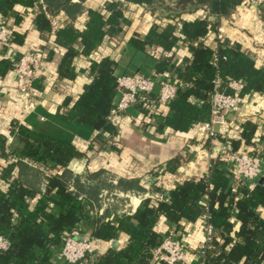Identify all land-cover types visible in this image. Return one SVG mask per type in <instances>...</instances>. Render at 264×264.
<instances>
[{
    "label": "trees",
    "instance_id": "16d2710c",
    "mask_svg": "<svg viewBox=\"0 0 264 264\" xmlns=\"http://www.w3.org/2000/svg\"><path fill=\"white\" fill-rule=\"evenodd\" d=\"M33 1L0 0V23L6 22L9 16H13L18 23L19 16L13 15L14 6L32 5ZM42 1L50 13L63 10L70 18L82 9L80 3H72L71 0ZM241 1L106 0L100 8L86 10L83 30L79 31L68 23L56 32L55 43L66 50L58 65V75L66 78L73 76L70 64L76 55H89L104 42L111 46L118 44L124 33L121 21L126 3L155 2L156 9L163 16L166 13L168 28L161 27L159 22L155 23L143 38L132 35L129 39L130 47L145 51L146 47L161 46L167 54L156 56L152 74L175 76L186 83L187 87L176 93L166 108V114L160 112L162 108L157 112L140 110L146 114L147 119L157 115L158 130L171 129L186 133L194 124L208 119V93L216 73L222 81L234 79L243 82L241 97L252 92H264V68L256 66L249 52L237 42L224 38L211 48L200 41L209 30L213 32L219 19L228 16ZM188 9L200 10L198 13L201 15L191 21L181 19L178 27L179 20L174 14ZM258 13L264 20V5ZM35 20L40 31L49 29L44 14H38ZM13 40L20 42L17 36ZM77 41L79 49L74 47ZM177 44L186 49V55L181 57L178 64L173 62L172 52ZM3 50H0V54ZM214 52L226 57L218 60L217 68L211 63ZM19 57L13 61L0 60V77L13 69ZM115 67L116 62L109 57L92 62L89 67L91 81L83 86L71 106H68L66 99L62 108L64 120L91 126L101 144L106 143L105 136L109 137L116 132L115 125L107 120L115 100ZM39 71L32 86H36L35 81L42 75ZM255 129L254 122L247 120L237 135L238 140L229 137L225 140H228L233 151L249 150L248 147L238 148L241 142L252 145ZM12 135L19 137L22 144L19 149L7 147L6 140ZM223 140V132L219 131L215 142ZM202 142L207 144L205 140ZM80 155L74 145L36 133L18 121H12L8 133L0 135V181L4 183L3 187L0 186V236L10 241L8 248L0 251V264H59L56 253L63 235L67 233H76L82 237L88 235L93 241L102 244L116 240L120 233L127 236L118 247L111 245L102 252L93 251L83 259L82 264H153L150 261L151 250L173 230L180 229L184 221L194 222L199 219L204 212L203 205L199 204L203 198H207L209 222L216 233L209 247L204 249L200 264H264V183L258 182L248 189H238L241 195L233 200L223 157H213L214 167L208 181L202 176L181 179L162 199H144L133 215L123 214L105 219L92 217L90 200L85 196L79 197L69 189V177L72 176L67 164ZM185 159L184 156L180 157L175 160V165ZM25 161L47 167V173L43 176V192L28 185L17 174L18 168L24 170L27 164ZM167 164L171 167L174 161H167L165 167H168ZM174 168L165 170L173 173ZM163 174L161 170L154 184L159 193L163 191ZM160 217L168 222V228L163 234L154 229Z\"/></svg>",
    "mask_w": 264,
    "mask_h": 264
},
{
    "label": "crops",
    "instance_id": "0c3cea01",
    "mask_svg": "<svg viewBox=\"0 0 264 264\" xmlns=\"http://www.w3.org/2000/svg\"><path fill=\"white\" fill-rule=\"evenodd\" d=\"M104 1L106 0H71L72 3H80L82 8L73 18L68 17L63 10L50 13L42 0H34L32 5L28 6H14L13 15H18L19 21L16 23L13 16L7 18L6 23L12 33V40L0 54V60L13 61L29 49L42 48L44 61L39 71L42 75L35 81L36 86H32L31 105L26 110L18 101L13 69L0 77V135L8 133L12 121H18L36 133L74 145L81 155L72 158L67 164L72 176L69 177V189L79 197L85 196L90 200L92 217L113 219L123 214L133 215L144 199H162L181 179L203 177L208 170V150L207 145L202 142L204 139L195 136L191 130L186 133L171 129L158 130V121L147 119L146 114L136 107L118 117L117 123L114 124L116 132L109 137L105 136V144L98 141L99 138L91 126L63 119L64 101L67 99L68 106H71L82 92L83 86L91 81L89 67L92 62L109 57L116 62L115 77L136 69L150 74L157 61L156 56L167 54L161 46L146 47L145 51H140L129 44L132 35L143 38L155 23L159 22L161 27L168 28L166 13L163 16L159 9H156L155 2L126 3L121 21L124 33L118 44L111 46L104 42L89 55H76L70 64L73 76H59L58 65L66 50L55 43L56 32L68 23L79 31L83 30L86 10L100 8ZM242 2L243 0L228 16L221 17L218 25L222 27L225 38L237 42L249 52L256 66L264 68V20L260 18L256 8L244 7ZM199 11L188 9L174 14L179 20L177 26L179 27L181 19L191 21L199 17ZM38 14H44L49 24L48 30L40 31L36 27L35 19ZM16 36L20 38V42L13 40ZM200 41L211 48L216 45L213 32L206 33ZM74 47L79 49L78 41ZM185 50L181 44L172 48L174 63L178 64L181 57L186 55ZM242 98L243 104L231 112L224 127L219 128L223 137L238 140L237 135L242 124L247 120L254 122L256 129L252 145H244L241 142L238 150L246 147L251 149L258 136L264 135V92L248 93ZM161 110L162 114L168 111L166 108ZM6 145L8 148L19 149L22 144L18 136L12 135L8 136ZM187 152L192 153L190 158L175 165V160ZM167 161H174V164L171 167L167 164L168 167H165ZM26 163L24 170L17 169V174L28 185L43 192V176L47 173V167ZM172 167H175L173 173L165 170ZM161 170L164 171L161 180L163 191L159 193L154 184L158 181V173ZM131 179L135 181L132 182ZM3 184L0 181V186L3 187ZM201 225V220L197 219L194 222L184 221L180 227L183 228L189 248V264H198L200 260L198 248L202 242ZM167 228L168 222L162 217L158 218L154 225L155 231L163 234ZM126 238L124 233H120L116 240L104 244L94 241V252H102L111 245L118 247Z\"/></svg>",
    "mask_w": 264,
    "mask_h": 264
},
{
    "label": "built area",
    "instance_id": "2783aa9c",
    "mask_svg": "<svg viewBox=\"0 0 264 264\" xmlns=\"http://www.w3.org/2000/svg\"><path fill=\"white\" fill-rule=\"evenodd\" d=\"M244 7H254L258 10L264 5V0H243ZM212 31H208L210 33ZM218 24L214 28L216 42L223 40L224 33ZM11 41V32L6 22L0 23V50H3ZM48 45V44H47ZM50 46V45H49ZM44 50L42 48L29 49L22 54L13 67L15 75V91L18 101L27 109L32 102V81L38 71L42 68L44 61ZM219 59H226L214 52L211 63L217 68ZM115 100L110 107L107 120L112 124L117 123L118 117L129 109L152 110L157 112L161 108H168L169 102L175 97L176 93L187 87V84L179 81L175 76L161 74L154 76L141 70H130L115 78ZM244 88L243 82L230 79L222 81L218 73L212 79V89L208 93L209 115L204 122L194 124L190 130L195 136L207 141L208 150V170L203 175L204 180L210 179V173L214 167L213 157H223L224 168L229 175V192L232 193L233 200H236L241 193L240 188L248 189L264 178V135L258 136L253 147L245 151L231 150L228 140L223 137L222 142H215L219 128L224 127L228 115L237 110L243 104L240 96ZM152 121H158L155 114L151 117ZM158 124V123H157ZM228 138V137H227ZM187 151V150H186ZM191 152H187L184 158H190ZM203 205L204 212L200 215L202 242L198 248L201 258L204 249L209 247L216 231L209 222L207 198L199 201ZM233 213V211H232ZM94 241L88 235L82 237L76 233H67L62 237V242L57 250L56 257L59 264H82L83 259L94 251ZM10 245L7 237L0 236V251H5ZM150 261L163 262L165 264H189L188 245L181 229L173 230L165 236L159 245L151 250Z\"/></svg>",
    "mask_w": 264,
    "mask_h": 264
},
{
    "label": "water",
    "instance_id": "95a60500",
    "mask_svg": "<svg viewBox=\"0 0 264 264\" xmlns=\"http://www.w3.org/2000/svg\"><path fill=\"white\" fill-rule=\"evenodd\" d=\"M259 182L260 183L264 182V178H261ZM113 244L115 245V243H113Z\"/></svg>",
    "mask_w": 264,
    "mask_h": 264
}]
</instances>
